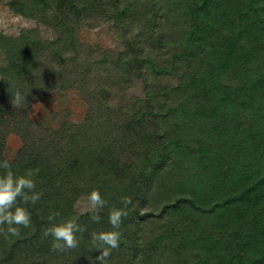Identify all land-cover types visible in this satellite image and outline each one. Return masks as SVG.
I'll return each instance as SVG.
<instances>
[{
	"label": "trees",
	"instance_id": "1",
	"mask_svg": "<svg viewBox=\"0 0 264 264\" xmlns=\"http://www.w3.org/2000/svg\"><path fill=\"white\" fill-rule=\"evenodd\" d=\"M38 27L0 31V160L34 176L33 227L0 234V264H99L91 232L124 208L106 264H264V0H10ZM107 26L117 48L82 29ZM9 84L26 94L14 108ZM74 89L82 120H35L37 102ZM3 170L0 169V172ZM99 222L76 203L93 189ZM78 216V247L43 236ZM55 222V221H53Z\"/></svg>",
	"mask_w": 264,
	"mask_h": 264
},
{
	"label": "clouds",
	"instance_id": "2",
	"mask_svg": "<svg viewBox=\"0 0 264 264\" xmlns=\"http://www.w3.org/2000/svg\"><path fill=\"white\" fill-rule=\"evenodd\" d=\"M11 94V104L14 108H21L26 105V94L19 90H14L9 84ZM0 234L5 238L9 235L20 237V228L33 227L31 214L25 205L35 204L42 193L36 191L34 176L39 169H30L19 174L13 171L12 165L8 159L0 160ZM122 203L124 208L111 207L108 214V222L112 226L110 230H101L91 232V241L93 247L90 249L99 250V255L95 260L99 264H106L107 258L112 249L119 247L121 232L119 228L122 219L127 217L126 206L132 203L130 197H124ZM106 204L99 190L93 188L86 197L81 214H91L93 222H99V212ZM58 214L50 213L47 220L49 226L43 230V236H51L52 250L65 251L78 247L79 241L77 233H83L86 229L78 223V216H72L56 221ZM55 221V222H53Z\"/></svg>",
	"mask_w": 264,
	"mask_h": 264
},
{
	"label": "rangeland",
	"instance_id": "3",
	"mask_svg": "<svg viewBox=\"0 0 264 264\" xmlns=\"http://www.w3.org/2000/svg\"><path fill=\"white\" fill-rule=\"evenodd\" d=\"M10 0H0V31L7 35H16L22 29L38 27L41 34L51 37L52 31L47 27L41 26L35 20L24 17L13 12L9 8ZM80 38L95 45L117 48L118 42L111 34L107 26H98L92 29H82ZM5 63L4 52L0 49V67ZM86 112V103L78 91L71 89L57 93L50 102H37L32 108V118L47 122H56L59 118L67 115L71 120L78 122L82 120ZM21 145L19 136L10 133L4 155L7 159H12ZM86 197H81L76 203V209L82 211Z\"/></svg>",
	"mask_w": 264,
	"mask_h": 264
}]
</instances>
